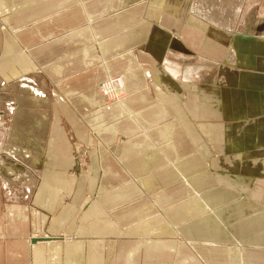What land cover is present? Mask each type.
Returning a JSON list of instances; mask_svg holds the SVG:
<instances>
[{
	"label": "crops",
	"instance_id": "1",
	"mask_svg": "<svg viewBox=\"0 0 264 264\" xmlns=\"http://www.w3.org/2000/svg\"><path fill=\"white\" fill-rule=\"evenodd\" d=\"M2 6L0 264H264V0Z\"/></svg>",
	"mask_w": 264,
	"mask_h": 264
},
{
	"label": "rangeland",
	"instance_id": "2",
	"mask_svg": "<svg viewBox=\"0 0 264 264\" xmlns=\"http://www.w3.org/2000/svg\"><path fill=\"white\" fill-rule=\"evenodd\" d=\"M2 13H5V11H4V8H3V6H2V8L0 7V16L2 17V18H4L3 17V15H2ZM5 16V15H4ZM26 75L25 76H29L28 77V79L25 81V80H22V81H17V80H15V82H13V83H10V84H8L7 86L5 85L4 86V84H3V86H1V89H0V91L1 92H3V94H2V104H1V106H2V109L4 108V110H6V111H8L7 110V108H9V106H7V104H6V102L5 101H7V99H4V96H5V94L8 96L9 94L8 93H10V92H12V93H14L15 95L17 94V95H19V96H22V97H25V95H30V91L29 90H26V88L27 87H25L23 84L26 82V83H28V84H32L34 87H36V88H38L39 89V91H41V92H43L44 94L46 93V94H48V95H53L54 93H53V91H52V89H53V87H51L48 83H47V81H46V79H45V77L44 76H42V74L40 73V72H34L33 74H30V73H25ZM112 77H120V75H118V76H109V77H107V78H112ZM106 78V79H107ZM106 79L104 80V81H102L100 84H99V89H100V86L101 87H103V88H106V87H108V92H111V93H113L114 94V98L115 97H117L116 96V94L114 93V88H110L111 87V85H112V83L110 84V87L109 86H105L104 87V83L106 82ZM112 82H114V80L112 81ZM49 85V86H48ZM102 88V89H103ZM101 89V90H102ZM54 90V89H53ZM100 90V92H101V95H104V91L102 90L101 91ZM8 91V92H7ZM45 94V95H46ZM103 97V96H102ZM103 100H104V98H103ZM21 101H23L24 102V100H22L21 99ZM5 102V103H4ZM116 102H119V101H116ZM18 104L20 105V106H22V103L20 102V101H18ZM42 105V104H41ZM37 106V107H36ZM38 107H40V105L38 106V105H35L34 106V108L36 109V110H40L41 111V109L40 108H38ZM2 111V110H1ZM1 115H0V122L2 121L1 120ZM4 122V121H3ZM5 123V122H4ZM35 137H37V136H35ZM71 139H73V136H71ZM21 144H26L25 143V141H24V139L22 140V143ZM77 144H78V146H77V150H76V153H75V156H76V166L79 168V167H85V165H86V160H85V157H86V153H85V149L87 148V147H85V146H83L82 145V143H80V142H77ZM21 147H22V145H20ZM22 151V150H21ZM22 154H23V156H24V158H27V157H25L26 156V154L25 153H23V152H21ZM20 153V154H21ZM34 154H40V153H38V152H35ZM28 155V154H27ZM22 156V157H23ZM41 156V155H40ZM17 157H19L18 155H17ZM20 159H21V157H19ZM23 158V159H24ZM25 160V159H24ZM24 160H22V162H23V164L22 163H19V161H18V165L20 166L19 168H21V169H19V171L20 172H17L18 174H17V176H19L20 175V173L21 172H24V173H26L27 175H28V177H27V179L29 180L32 176L33 177H35L36 178V175H38V164H35V163H37V162H35L34 164H33V166L32 165H30L29 163H27V162H25ZM30 167H31V169H30ZM33 168V169H32ZM15 170V169H14ZM11 174H14V175H16L15 173H11ZM22 175V174H21ZM21 175L19 176V177H21ZM24 180H26V179H24ZM17 186H18V188H17V192H19V196H20V198H24V199H26L25 197H26V193H25V187H24V185H23V182H20L19 180H18V184H17ZM67 239H69V238H71V237H69V236H67L66 237ZM73 238V237H72Z\"/></svg>",
	"mask_w": 264,
	"mask_h": 264
},
{
	"label": "bare ground",
	"instance_id": "3",
	"mask_svg": "<svg viewBox=\"0 0 264 264\" xmlns=\"http://www.w3.org/2000/svg\"><path fill=\"white\" fill-rule=\"evenodd\" d=\"M5 11V10H4ZM176 73V72H175ZM175 75V74H174ZM118 77H112V78H107L106 79V82L104 83L105 85H104V87L105 86H109L110 87V84L112 83V81L114 80V79H117ZM103 87H101L100 86V90L102 89ZM105 93H104V95H102L103 96V98L106 100V96H107V92L109 91L108 90V87H106V88H103L102 89ZM101 90V91H102ZM13 169V168H12ZM15 172V171H14Z\"/></svg>",
	"mask_w": 264,
	"mask_h": 264
}]
</instances>
